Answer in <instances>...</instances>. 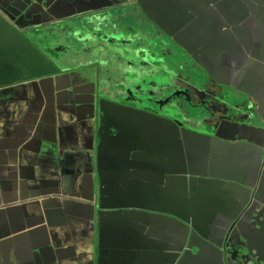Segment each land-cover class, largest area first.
Returning a JSON list of instances; mask_svg holds the SVG:
<instances>
[{
  "label": "water",
  "instance_id": "95a60500",
  "mask_svg": "<svg viewBox=\"0 0 264 264\" xmlns=\"http://www.w3.org/2000/svg\"><path fill=\"white\" fill-rule=\"evenodd\" d=\"M55 2L56 0L9 2L0 0V88L9 86L13 82L44 77L52 78L55 84L59 79L67 78L69 81H80L87 86L92 81L105 78L107 74L115 72L120 63L129 61L133 64L132 70L124 73V81L121 85L105 79L104 90L110 96L117 97L131 83L140 81L155 93L169 92L172 81H175V75L180 72L187 77L189 90L196 89L205 93L208 102L225 107L227 112L224 114V121L218 122L213 127V136L205 140L207 142L198 139H202L201 137L188 142L183 134L184 131L182 133L169 118L132 108L125 109L120 105L116 107L129 112L115 111L109 115L110 123L107 120L104 124L106 114L101 108L96 112V102L92 95L91 100L75 99L74 103L68 104L73 108L72 112L56 114L52 111L51 123L38 127L35 132L28 134L22 144L16 143L19 127L13 123L16 116L20 115L1 112L0 142L2 134L6 133L8 137L13 135L15 139L7 141L8 144L12 143L10 148L16 149V152L9 158L20 165L24 163L29 166L34 163V189L47 178H61L66 160L75 162L78 173L89 176L92 171L94 172L95 148L98 154H102L108 144L120 135L123 137L121 141L127 144L157 141L156 144L163 154L162 164L165 170L152 180L125 181V185L119 187L108 185L107 175H102L99 168V186L107 193L101 195L94 221L90 222L86 219L82 222L87 228V236L76 232L68 223L58 225L47 223L42 228L56 229L49 234L45 247V250L53 251L54 256L51 261L38 264H77V262H67L63 255L64 251L68 244H74L82 250V258L88 257L89 248L94 245L96 229L100 233L105 232L97 263L107 264L105 258L110 253L102 249L106 248L108 240L106 227L109 218L127 214H133L141 220L147 218L165 221L179 229V238L170 246L174 251H178L181 245L182 247L185 245L180 239L181 229L190 227L198 230L201 226L195 217L196 206L205 196L217 199L218 210L225 207V198L230 199L234 196L228 184L219 179L220 172L232 174L238 168H253L256 176L252 192L257 191L255 184L263 180L264 149L260 147L263 144L256 140L255 133L258 132V135L264 138V120L254 94L247 89L251 86L242 85L239 78L235 81L237 84L235 82L224 84L219 81L218 75L210 73L204 65L195 67L191 60V52L181 43L175 32L167 33L169 44L158 42L165 27H172L171 22L174 21L170 18L157 19L154 10L147 7L143 0H126L98 6L93 4V10L77 14V17L67 24L55 21L43 22L34 27L33 25L22 27L17 24L21 19H33L29 16L33 3L53 5ZM82 2L88 3L89 0ZM19 6L23 9L18 8ZM50 25H56L58 30L55 34L47 36L49 29L42 27ZM32 31L33 46L20 34L27 32L31 35ZM47 38L68 44L72 50V57L57 63L51 62L34 45V41L41 45L46 44ZM175 45L180 49L175 48ZM16 65H19L18 68ZM199 70L204 73L202 79L196 78ZM21 75L26 77L20 78ZM204 80L206 83L203 82ZM105 85H107L106 89ZM80 112L82 114H79ZM210 119L215 118L210 117ZM200 120L201 118L194 119L196 124L203 126ZM248 121L257 122L259 126L246 125ZM225 122L226 126H224ZM11 128L15 130L10 131ZM69 129L75 130L73 138L68 132ZM90 130L93 145L88 148ZM44 131L52 133V139L54 138L52 142L43 138L41 133ZM33 140L37 143V149L28 152L27 146ZM71 141L74 142L73 149L67 147V143ZM151 153L154 155V151ZM237 160L245 162L239 165L236 163ZM155 164L156 161H152L150 168ZM199 168L204 171L210 170L212 174L210 176L206 173L198 174L195 169ZM246 179L247 177H242L241 182L245 183ZM21 184L22 182L19 186ZM30 185L28 182V186ZM23 204H29L32 210H27L26 206L21 207ZM88 204L87 201L86 205ZM144 204L157 205L158 208L140 207ZM19 208L25 209L22 219L24 225L18 231L9 228L5 235H0V247L2 245L8 247L5 252H0L5 264H22L20 256L23 252L34 258V249L30 253L27 245L20 244L24 234L34 229L26 225V220L35 217L34 198L5 204L0 208V214L5 215V220L10 226L11 213ZM38 216L48 218L47 214H38ZM242 241L238 256L233 253L234 248L230 247V240L228 250L224 252L220 245L206 236L194 233L185 258H188L195 249L200 264H206L207 261L209 264H260L250 248L249 238L244 237ZM43 253L42 250L37 251L39 255ZM14 254H17L18 258H14ZM187 261L192 263V259ZM182 262L178 261L179 264Z\"/></svg>",
  "mask_w": 264,
  "mask_h": 264
},
{
  "label": "flooded vegetation",
  "instance_id": "af4514ba",
  "mask_svg": "<svg viewBox=\"0 0 264 264\" xmlns=\"http://www.w3.org/2000/svg\"><path fill=\"white\" fill-rule=\"evenodd\" d=\"M8 2L11 0H7ZM145 3L151 6L160 18H170L172 21H179L180 17L177 12L167 11L166 6H184L189 9L190 21L198 19L201 15L198 14V4L202 5L204 13V20L206 26L198 29V34L208 33L216 25L224 24L226 27H230L228 24L231 20V16L236 15V19L243 20L247 11H252L257 17L252 19L253 28L252 32L257 39L246 40L243 36L245 28L241 27L236 30L237 37V50H246L248 53H256L259 47H264V0H144ZM105 0H93L94 6L99 4H107ZM7 8V7H6ZM18 8H22L19 6ZM42 19L33 20H20L17 22L18 25L24 27L37 23H42ZM50 27V26H49ZM49 31V30H48ZM25 39H27L33 46V31L31 35L26 32H20ZM51 34V31L47 33V36ZM58 42V41H57ZM60 43V42H58ZM35 47L39 48L41 52L48 57L52 62L54 56V50L51 49L48 52L35 44ZM216 61L221 63L234 64L230 55H222L216 57ZM129 64L130 66H128ZM133 64L129 61L120 63L118 67L121 69V75L119 77L116 71L115 75L111 79L114 82L120 83L124 81L123 75L126 71L132 70ZM238 67V66H237ZM25 75H21L20 78H25ZM175 81H172V87L169 92L155 93L147 89L141 83H131L127 88H124L117 97L110 96L107 91L104 90L105 78H100L88 86H83L81 83L76 81H68L66 78L59 79L55 84L52 78H32L30 80L13 82L9 86L0 88V113L1 112H13L19 115H23L21 119H16L13 123L19 127L17 142L24 143L25 139L31 131L34 132V126L37 125L39 128L43 126L44 122L50 120L51 112L54 111L56 114L72 112L73 108L68 104L74 103L76 100H82L86 97L88 100L92 99L96 102V112L98 109H102L103 113L106 114L103 123L105 124L108 120L107 115L116 108V105H120L125 109H135L140 112L154 114L162 117L169 118L179 128L180 131L185 134L188 142H193L195 138H198L202 142H207L211 138L213 127L218 122H223L225 119L227 109L221 105H215L207 101V95L196 89L189 90V85L186 82L187 77L181 73H178L174 77ZM170 83V81H169ZM69 90V91H68ZM250 91L254 94L253 90ZM84 94H88L84 96ZM255 97V96H254ZM256 99V98H255ZM42 120L37 121L39 117ZM214 117L215 119H210ZM185 118V120H183ZM195 118H201L200 123L203 126L195 125ZM10 125V124H8ZM227 123H224L226 126ZM198 132L199 134H195ZM5 134L2 135L4 137ZM91 132L89 133V137ZM200 135V136H198ZM52 141V139H49ZM50 141V142H51ZM199 141V142H201ZM34 140L28 145V148L34 151ZM91 139L89 138L88 147H91ZM154 151V155L151 153ZM153 158L156 164L153 168L148 167V162ZM163 154L161 148H159L156 142H137L125 144L121 141H115L105 151L104 154H97L94 156V172L92 171L89 176H83L76 172L73 168L65 167L63 169V178L67 183L68 187L75 188L79 183L84 187L82 193L83 199H87L90 202L89 206V219H93L94 212L100 201V189L98 173L99 168L101 173L106 170L108 177V184H112V179L122 180L125 178H131L140 171L138 165L139 162H143L142 171L140 176L144 179L152 180L156 178L161 172L165 170L163 163ZM111 162L114 165L109 167L106 163ZM242 164V163H241ZM137 165V166H136ZM138 167V168H137ZM195 172L206 173L210 176L212 171L202 170L201 168L195 169ZM26 176V173L25 175ZM23 180H29L34 182V171H30L28 176L22 177ZM248 179L246 180V182ZM15 182L8 181L4 182L0 190V203H15L20 200H25L28 197L35 195H41L51 185L50 182H43L41 187L34 191L28 190L24 184L18 188ZM257 192H251L250 195L244 197L243 201L238 204V209L242 211V225L244 229H250V227L256 223H264V173L263 180L260 183H256L255 186ZM22 212L21 209L14 210L12 212L14 218L12 221V230H19L21 227L17 217ZM84 216V213L81 214ZM1 220V217H0ZM255 221V222H253ZM43 220L29 219L27 224L29 226L40 225ZM62 222H66L63 218ZM264 231V229H263ZM230 247L234 248L233 253L240 256L238 251L240 249L238 245H242L243 242L240 240L238 235H234L230 239ZM264 251V238L259 239ZM252 246V243H251ZM229 244L223 246L224 252L228 250ZM262 261V260H261Z\"/></svg>",
  "mask_w": 264,
  "mask_h": 264
},
{
  "label": "rangeland",
  "instance_id": "374dc122",
  "mask_svg": "<svg viewBox=\"0 0 264 264\" xmlns=\"http://www.w3.org/2000/svg\"><path fill=\"white\" fill-rule=\"evenodd\" d=\"M107 1L108 3L114 4L126 0ZM143 2L145 3L144 0ZM145 5L153 9L146 3ZM198 7V14L201 16L198 17V19L190 21L188 14L189 9H187L186 7L180 5L166 6L165 8L167 11L177 12L180 20L177 22H171L172 27H165V31L162 33V38H159L158 42H167L169 44L167 33L175 32L179 37L181 43L191 52V60L194 62L195 67H199L198 65L200 64L204 65L210 71V73H212L213 75H218L219 81L223 82L224 84L234 83L239 78V81L242 82V85L251 86L247 89L249 91L250 89L253 90L254 96L260 106L259 111L264 120V47L262 48L258 46L256 53H248L244 49L242 51L237 50L238 34L236 33V30L238 28H245L243 36L246 40L257 39V37L252 32L253 22L251 21L257 16L250 10L247 11L243 20L236 19V15H232L231 20H229L228 22L230 27H226V25L224 24H219L211 29L208 33L200 35L198 34L197 30L205 27L206 21L204 20V15L202 14L204 13L202 5L198 4ZM93 9V0H89L88 3H84L82 2V0H56L55 4L53 5H46L45 3H33V8L30 11L31 15L29 16H32L33 20L42 19L43 22L55 21L67 24L72 19L76 18L77 14ZM154 12L157 19H162L158 16L157 10H154ZM34 25L36 24H33V27ZM50 31V35L56 33L53 29H49L48 32ZM57 41L60 43H58ZM35 44H38V46L45 52L51 50H45V47L56 48L57 46H59L57 47V50H54L55 54L52 58V60L54 61L53 63L64 61L72 57V50L70 49L69 45L66 43H61V41L59 40L51 41L50 38H47L46 44L41 45L39 42L34 41V45ZM174 47L180 49L176 45ZM226 54L231 56L234 64L221 63L220 61L215 60L216 57H220ZM117 68L118 69H116V71L118 72L120 77L121 69L119 67ZM116 71L107 74L105 79L113 78V75H115ZM203 76L204 73L201 70H199L196 74V78L198 79H202ZM95 81L96 80L92 81L88 85L94 84ZM78 82L85 86L82 82ZM141 82L142 81L138 83ZM203 82L206 83L205 80ZM235 83L237 84V82ZM106 88L107 85H105V89ZM87 95L88 94H84V96ZM85 98L86 97H84V99ZM115 111L129 112L117 107L114 108V110L107 115L109 123V115L113 114ZM246 125L259 126L257 122L253 121H248ZM255 134L256 140L263 144V146L260 147L264 149L263 136H259L258 132H256ZM243 162L245 161H236V163L239 165ZM255 174V170L251 167L238 168L232 174L220 172L219 179L228 184L229 189L234 195L230 199L225 198V207L221 210H218L216 207V205L218 204L217 199L205 196L203 201L196 206L197 213L195 214V217L201 225L199 229L194 230L190 227H183L180 231V239L185 245L183 247L181 245L180 250L174 251L172 248H170L172 242H175L172 241L169 247L151 251L150 256L161 259L162 263L164 264H179L178 261H183L182 264H200V260L196 258V254L198 252L195 249H193L192 254L189 255L188 258H185V255L188 251V244L194 233L197 235L201 234L206 236L209 240L217 243V245H220L221 247L228 244L229 240L232 239L234 235H238L241 241L244 240V237L249 238L250 243H252V246H250V248L254 251L253 255L257 256L256 259L260 261V264H262L261 262L264 263V251L261 243L259 242V239L264 238V223H260L259 225H256V223H254L248 230L244 229L242 225L236 227L238 223L242 224V211L238 209V204L240 203V201H243L245 196L250 195V193L253 191L252 186L255 183ZM242 177H247L248 181L245 183L241 182ZM236 182L239 184H237ZM256 192L258 193V190ZM165 234L169 241H171L173 236H175L177 240L179 238V229H177L175 233L168 231ZM239 246L240 245H238L237 247L239 248ZM189 259H192V263L187 261ZM208 262L209 261H207L206 264H209Z\"/></svg>",
  "mask_w": 264,
  "mask_h": 264
},
{
  "label": "crops",
  "instance_id": "0c3cea01",
  "mask_svg": "<svg viewBox=\"0 0 264 264\" xmlns=\"http://www.w3.org/2000/svg\"><path fill=\"white\" fill-rule=\"evenodd\" d=\"M16 66V68H18L19 65ZM79 114H82V112ZM21 117H23V115L16 116V119H21ZM42 117L43 115L37 119L39 123ZM51 121L52 119L50 118V120L44 122L43 125L51 123ZM37 128L38 126L35 125L34 132ZM9 130L14 131L15 128ZM32 133L33 131L30 132V134ZM41 134L45 139H52L53 137L51 132L44 131ZM3 139L13 141L15 138L11 135L9 137L4 136ZM11 145L12 143L0 144V190L4 182L15 180L19 178V176L26 177L31 171L24 163L20 165L9 158L10 155L16 152V149L10 148ZM28 149L27 151L30 152L31 149ZM36 149L37 143L34 145V150ZM96 153L97 148L95 150V155ZM25 173L26 176H23ZM28 182L32 184L31 181ZM28 182H22L26 188L28 187ZM50 183L51 185L43 194L34 196V215L47 214L54 225L64 223L62 220L65 218L66 223L70 224L76 232L83 236H87V228H85L81 219V214L86 207L85 198L83 199L82 197V189L79 186L75 188H70L68 186L65 188H58L54 178H51ZM25 206L27 210H32L29 204H23L21 207ZM2 207H4V203H0V208ZM21 210L23 212L25 209L22 208ZM0 217V235H5L9 228L12 230V223L10 222L11 225L8 226L5 215L4 217L0 215ZM13 218L14 216L12 215L11 220H13ZM106 230L108 231V240L106 248L102 250H106L110 253L109 256L105 258L107 264H164L161 259L151 257V251L169 247L172 241H176L175 236L169 241L165 233L168 231L175 233L177 228L165 221L147 218L141 220L133 214H127L110 217ZM55 231L56 229L53 227L42 228V226L37 227V225L34 224V229L26 232L27 234H24V239L20 242L21 245H27L29 247L30 253L34 249V258L30 254L23 252L20 256L22 264H38L51 261L54 253L53 251L45 250V247H47L49 234ZM104 237L105 232L103 231L100 233L97 229L95 232L94 245L89 248L88 257L86 258H82L83 252L80 248L74 244H68L63 254L65 260L67 262H77V264H92L93 262L97 264L100 258V247L101 244L104 243ZM7 248L6 245H2L0 247V252H5ZM38 250L44 251L43 255L37 254ZM0 264H5L1 256Z\"/></svg>",
  "mask_w": 264,
  "mask_h": 264
},
{
  "label": "clouds",
  "instance_id": "9594fccd",
  "mask_svg": "<svg viewBox=\"0 0 264 264\" xmlns=\"http://www.w3.org/2000/svg\"><path fill=\"white\" fill-rule=\"evenodd\" d=\"M29 27V26H28ZM42 28H46V29H53L54 31H56V30H58V28L56 27V25H50V27L49 26H45V27H42ZM27 33V32H26ZM28 34V33H27ZM29 35V34H28ZM160 117H162V116H160ZM175 124V123H174ZM195 125H197V126H200V125H198V124H196L195 123ZM68 132H69V134L71 135V137L73 138L74 137V135H75V130H73V129H69L68 130ZM91 132V135H92V131L90 130L89 131V133ZM91 135H90V139H91V143H92V145H93V139L91 138ZM4 136H7L6 135V133H5V135ZM8 137V136H7ZM89 138H88V142H89ZM122 135H120V136H118V138L116 139H114L113 140V142H110L109 144H108V146L106 147V149L112 144V143H114L115 141H121L122 140ZM54 140V138L52 139V141ZM49 141H51V140H49ZM51 141V142H52ZM88 142H87V147H88ZM121 142H123V141H121ZM145 142H150V143H154V141H145ZM155 142H157V141H155ZM2 143H4V144H8V141L7 140H5V139H3V137L1 136V142H0V144H2ZM16 143L17 144H20L19 142H17L16 141ZM123 143H125V142H123ZM131 143H137V142H131ZM144 143V142H143ZM22 144V143H21ZM125 144H127V143H125ZM73 146H74V142L73 141H71L70 143H67V147L68 148H70V149H73ZM28 147V146H27ZM92 147V146H91ZM91 147H88V148H91ZM106 149L102 152V154H104L105 153V151H106ZM95 150H96V148H95ZM98 154V153H97ZM78 155H80V152L78 151ZM101 155V154H100ZM94 156H95V152H94ZM152 161H154L153 160V158H151L150 159V161L148 162V167L150 168V163L152 162ZM109 167H111L112 165H114L113 163H111V162H107L106 163ZM138 165H139V167H140V171L137 173V174H135L134 176H132L131 178H125V179H122V180H117L116 178H113L112 179V185H115V186H124L125 185V181L126 182H130V181H132V180H147V179H144V178H142V176H140V174L141 173H144L143 171H142V165H143V162H139L138 163ZM70 167V168H73L76 172H78L77 171V169H76V166H75V162H73V161H71V160H66V162L64 163V165H63V168H62V177L60 178V177H52V178H54L55 180H56V182H57V185H58V188H65L66 186H68L67 185V183L65 182V180H64V178H63V169L65 168V167ZM137 166V165H136ZM24 168H27V167H24ZM28 168H30V170L31 171H34V163H32V164H30L29 166H28ZM138 168V167H137ZM102 175H107V173H106V170H104V172L102 173ZM23 178H22V176H19V178H17V179H15V180H12V182H15V184H17V186H18V188H20V187H22V185H23V183L21 184V186H19V183H21V182H23V181H29V180H23ZM50 180H51V178H47L45 181H43V182H50ZM42 182V183H43ZM62 182L64 183V184H62ZM31 185L30 186H28V190H32L33 188H34V182L33 181H31ZM99 183V182H98ZM14 184V185H15ZM3 185V184H2ZM42 185V184H41ZM41 185L40 186H38L37 188H35L34 189V191L35 190H37V189H39L40 187H41ZM109 185V184H108ZM77 186H79L81 189H82V191H84V187H83V185L81 184V183H79ZM99 189H100V191H101V193H100V200H101V195L102 194H104V193H107V191L106 190H104V189H101L100 188V186H99ZM31 198H33V197H28L27 199H25V200H28V199H31ZM21 201V200H20ZM20 201H18V202H15V203H19ZM85 201H86V204H87V201L89 202V200H87V199H85ZM5 204H10V203H4V205ZM100 204V201H99V203H98V205ZM97 205V206H98ZM89 206H90V202H89V204H88V206L86 205V207H85V210H84V216L82 217L81 216V219H82V222H84V220H88V221H90V222H93L94 221V219H95V216H96V213H97V207H96V210H95V212H94V215H93V219H89V217H88V214H89ZM140 207H150V208H153V209H157L158 208V206L157 205H147V204H144V205H141ZM19 209H22V208H19ZM17 210V209H16ZM23 213H24V211L23 212H21L20 214H18V217H17V219H18V221L20 222V224H21V227L24 225V222H23ZM12 214V213H11ZM0 215H2L3 217H4V215L3 214H0ZM13 215V214H12ZM32 218H34V220H43L44 222L42 223V224H40V225H37V227H39V226H44V225H46L47 223H49L50 225H54L51 221H50V219H49V216H48V218H44L43 216H38V215H35V217H32ZM32 218H30V219H32ZM29 220V219H28ZM28 220H26V225L27 226H29L28 224H27V221ZM12 221L13 220H11V223H12ZM66 222H64V223H62V224H65ZM20 227V228H21ZM30 227H32V226H30ZM34 227V226H33ZM12 231H18V230H12ZM97 231V229L95 230V232ZM94 235H95V233H94ZM14 258H18V255L17 254H14Z\"/></svg>",
  "mask_w": 264,
  "mask_h": 264
}]
</instances>
